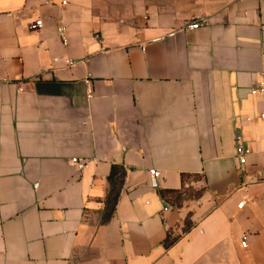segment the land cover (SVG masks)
Returning <instances> with one entry per match:
<instances>
[{
  "label": "crops",
  "instance_id": "0c3cea01",
  "mask_svg": "<svg viewBox=\"0 0 264 264\" xmlns=\"http://www.w3.org/2000/svg\"><path fill=\"white\" fill-rule=\"evenodd\" d=\"M173 2L0 0V264H264V0Z\"/></svg>",
  "mask_w": 264,
  "mask_h": 264
},
{
  "label": "trees",
  "instance_id": "16d2710c",
  "mask_svg": "<svg viewBox=\"0 0 264 264\" xmlns=\"http://www.w3.org/2000/svg\"><path fill=\"white\" fill-rule=\"evenodd\" d=\"M126 170L122 166H113L107 178L109 184V193L105 203L104 215L102 223L107 224L113 217L121 190L126 178ZM205 176L200 174H181L182 187L180 190H162L160 196L173 206L181 207L186 200H198L205 192V188L194 189L191 186L187 187L189 182H199L204 180ZM191 226L189 217L185 221V228L188 230ZM178 240V236H173L171 231L168 232L167 238L164 241V247L168 249Z\"/></svg>",
  "mask_w": 264,
  "mask_h": 264
},
{
  "label": "built area",
  "instance_id": "2783aa9c",
  "mask_svg": "<svg viewBox=\"0 0 264 264\" xmlns=\"http://www.w3.org/2000/svg\"><path fill=\"white\" fill-rule=\"evenodd\" d=\"M62 5H66V2H62ZM43 26V23L42 21H37L35 23V26L34 28L36 29H40L42 28ZM199 25L198 24H192V25H189L188 26V29L189 30H196L198 29ZM57 35H58V38L60 39V41L62 42V44H67V37H66V29L64 27H58L57 28ZM96 38H99L98 36H96ZM264 58V56H263ZM67 65L68 66H74V62L72 61H67ZM256 91H252V94H255ZM91 94H89V98H91ZM261 118L264 120V114L261 116ZM246 152L244 151V148L239 145L237 147V158L240 162L241 165H244L245 164V161H246ZM71 163L73 165H75L77 167V169L80 171V172H83L87 167H88V164L89 162L87 160H79L77 158H74L71 160ZM96 163V162H94ZM149 174V186L152 190H158L159 189V182L162 178L161 176V173L157 170H150L148 172ZM245 203H241L239 205V208L242 209L244 207ZM243 247H246V243H243L242 244Z\"/></svg>",
  "mask_w": 264,
  "mask_h": 264
},
{
  "label": "rangeland",
  "instance_id": "374dc122",
  "mask_svg": "<svg viewBox=\"0 0 264 264\" xmlns=\"http://www.w3.org/2000/svg\"><path fill=\"white\" fill-rule=\"evenodd\" d=\"M193 1L194 0H174V4H176L177 6L178 5H180V6H184V5H191V4H193ZM193 10H195V11H200V9H193Z\"/></svg>",
  "mask_w": 264,
  "mask_h": 264
}]
</instances>
